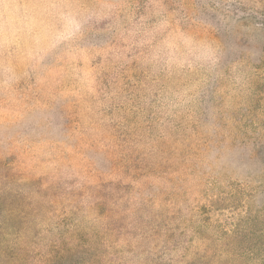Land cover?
<instances>
[{
	"label": "rangeland",
	"instance_id": "obj_1",
	"mask_svg": "<svg viewBox=\"0 0 264 264\" xmlns=\"http://www.w3.org/2000/svg\"><path fill=\"white\" fill-rule=\"evenodd\" d=\"M0 214L23 264H264V0H0Z\"/></svg>",
	"mask_w": 264,
	"mask_h": 264
},
{
	"label": "trees",
	"instance_id": "obj_2",
	"mask_svg": "<svg viewBox=\"0 0 264 264\" xmlns=\"http://www.w3.org/2000/svg\"><path fill=\"white\" fill-rule=\"evenodd\" d=\"M9 220L10 218L7 216L0 214V264H23L28 261L30 248L13 244L11 237L14 236L19 240L18 235H21L22 231L17 225L10 226L11 230L8 229L7 223ZM90 253V249L85 246L62 248L58 245H52L47 253H37L39 262L36 264L40 262V264H61L67 255H71L77 261H80V258Z\"/></svg>",
	"mask_w": 264,
	"mask_h": 264
}]
</instances>
